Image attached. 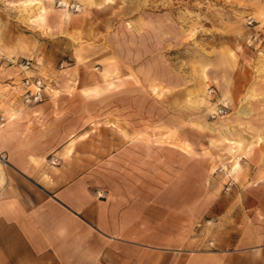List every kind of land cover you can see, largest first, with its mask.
Wrapping results in <instances>:
<instances>
[{
  "label": "crops",
  "instance_id": "obj_1",
  "mask_svg": "<svg viewBox=\"0 0 264 264\" xmlns=\"http://www.w3.org/2000/svg\"><path fill=\"white\" fill-rule=\"evenodd\" d=\"M53 1L45 0L42 9L62 19H46L41 25L54 35L68 34L67 14L53 10ZM82 14L70 20L81 21ZM92 51L98 52V46L75 49L86 57ZM37 65L27 73L16 69L15 86L0 79V264H264L258 211H211L212 220L206 223L214 226L205 229L209 236L199 229L205 228L200 220L224 180L221 174L203 178L196 193H184V177L192 186V170L206 171L220 164L218 159H200L197 146L186 151L178 145L149 144L150 116L135 112L129 96L133 88L117 81L111 83L116 114L110 117L111 127L106 118L100 126L112 139L99 145L102 84L56 82L49 69ZM25 75L46 84L44 99L36 106L25 107L19 98ZM121 88L127 96L119 104ZM63 91L69 95L55 97ZM119 106L126 108L119 112ZM55 108H60L58 114ZM166 136V130L159 131L158 137ZM230 162L224 166L229 168ZM244 164L247 159H239L242 168ZM234 185L230 196L242 201L257 196L256 190L241 192ZM176 202L191 205L167 204Z\"/></svg>",
  "mask_w": 264,
  "mask_h": 264
},
{
  "label": "rangeland",
  "instance_id": "obj_2",
  "mask_svg": "<svg viewBox=\"0 0 264 264\" xmlns=\"http://www.w3.org/2000/svg\"><path fill=\"white\" fill-rule=\"evenodd\" d=\"M59 3L77 4L80 10ZM43 4L47 6L45 0H0V79L15 86L18 65L30 60L39 69H49L53 81L102 84L99 145L112 139L109 130L100 128L104 118L111 127L110 117L116 114L112 99L115 102L117 93L111 83H128L135 112L150 116L149 144L178 145L186 151L197 146L200 159L214 156L220 163L206 171L192 170V186L184 177V193H196L202 180L216 174L224 180L200 220L205 225L200 231L209 236L205 229L214 226L206 223L212 220L211 211L230 208L258 211L257 223L264 226V0H54L53 10L69 19L65 35H54L41 25L46 19H62L51 18ZM81 14V21L70 20ZM85 44L98 46V52L78 56L76 47ZM123 92L119 89V104L127 96ZM123 108L119 106V112ZM220 109L223 113L216 115ZM159 116L166 117L155 122ZM164 130L167 136L158 137ZM241 158L248 161L243 168ZM228 181L237 183L241 192L256 190L257 196L235 199L230 196L234 183L226 190ZM250 220L254 223L246 217Z\"/></svg>",
  "mask_w": 264,
  "mask_h": 264
},
{
  "label": "built area",
  "instance_id": "obj_3",
  "mask_svg": "<svg viewBox=\"0 0 264 264\" xmlns=\"http://www.w3.org/2000/svg\"><path fill=\"white\" fill-rule=\"evenodd\" d=\"M61 7L70 8L74 12H78L80 10V6L77 4H65V3H59ZM18 68L21 72L27 73L32 68V63L30 60H25L21 62L18 65ZM22 86L24 88V91L22 93V100L23 103L26 106H36L40 104L44 99L46 84L43 79L38 77H33L29 75H25L22 79ZM213 92V90H210L209 93ZM223 110H219L217 114H222ZM232 186V182L228 181L226 190H229Z\"/></svg>",
  "mask_w": 264,
  "mask_h": 264
}]
</instances>
